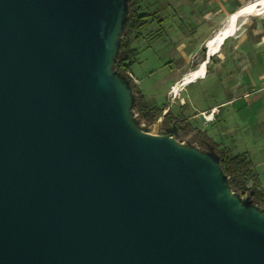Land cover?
Instances as JSON below:
<instances>
[{"label": "water", "instance_id": "water-1", "mask_svg": "<svg viewBox=\"0 0 264 264\" xmlns=\"http://www.w3.org/2000/svg\"><path fill=\"white\" fill-rule=\"evenodd\" d=\"M128 2L0 0V264H264L218 153L134 123Z\"/></svg>", "mask_w": 264, "mask_h": 264}, {"label": "rangeland", "instance_id": "rangeland-1", "mask_svg": "<svg viewBox=\"0 0 264 264\" xmlns=\"http://www.w3.org/2000/svg\"><path fill=\"white\" fill-rule=\"evenodd\" d=\"M140 2L142 13L147 15L146 26L140 31L139 38L132 40L131 46L138 54L126 75L134 90L142 94L149 105L163 109L170 106L175 114L183 113L181 119L185 118L179 128L173 129L163 121L166 108L151 121L136 112L132 117L134 123L145 132L172 134L178 143L203 152L217 154L225 146L234 153L246 152L256 164L255 171L264 187V163H259L264 160V14L240 17L239 29L208 63L207 84H200L199 88L197 84H191L174 97L171 93L173 84L201 66L208 48L203 47L190 55L193 50L184 46L185 36L195 27L180 16V9L190 5H186L187 1ZM180 68L186 71L182 72ZM244 74L249 79L253 76L252 83L244 82ZM228 80L236 81L233 90L237 108L230 113L222 108L223 111L208 123L201 116L191 117L226 98V94L220 93H229ZM207 115L211 118L212 112ZM237 195L246 201V195L240 192ZM259 208L264 211L263 205Z\"/></svg>", "mask_w": 264, "mask_h": 264}, {"label": "trees", "instance_id": "trees-1", "mask_svg": "<svg viewBox=\"0 0 264 264\" xmlns=\"http://www.w3.org/2000/svg\"><path fill=\"white\" fill-rule=\"evenodd\" d=\"M147 15L142 13V5L140 0H129L127 19L119 47V52L115 60V68L124 74L132 68L138 50L132 47V40L139 38L140 31L146 26ZM134 91L133 110L141 117L155 119L157 115L163 113L167 107L158 108L151 106L139 92ZM183 113L178 115L174 113L172 107L163 116L165 123H172L173 129L179 128L185 117L180 118ZM189 128V127H187ZM221 161V167L226 176H228L229 184L236 193L246 195L248 200L258 206H264V187L259 174L255 171L254 163L248 157L246 152L234 153L230 147H222L218 151Z\"/></svg>", "mask_w": 264, "mask_h": 264}, {"label": "crops", "instance_id": "crops-1", "mask_svg": "<svg viewBox=\"0 0 264 264\" xmlns=\"http://www.w3.org/2000/svg\"><path fill=\"white\" fill-rule=\"evenodd\" d=\"M182 1H187L186 5H188L189 3L190 4L189 6L191 7L188 6L181 8L180 16H182L184 19L186 18L188 24L189 23L195 24V27L192 30H189L188 35L185 36L187 42L184 46L191 48L193 52H190V55L191 53L192 55H194V53L198 52L199 49L203 47L207 48V40L210 37H212L217 32V30H219L225 24L228 16L232 12L236 11L240 6L244 5L245 3L251 0H182ZM219 50L208 58L207 57L208 49H207L206 54L205 56H203L202 60L205 62L207 61L209 63L212 57L217 53H219ZM190 60L191 58L188 56V62ZM180 69H181L180 71L182 72L186 71L185 68H180ZM206 69L208 70V65ZM207 70L205 76L198 77L197 80L190 82L185 87L190 86L191 84L194 83L198 85V88L201 87L200 84L206 85L207 81L205 78L207 76ZM261 76H256V77L262 78ZM242 78L244 79V82L246 81L247 83H252L253 76H250L249 79L248 75L244 74ZM227 82H228L229 93H226L225 91L220 93V94H226L227 95L226 98L217 101L215 104L210 106V108L199 110L197 114H194L191 117L193 118H198L199 116L202 117L201 114L203 111H211V109H213L214 111V117L218 116L221 113V111H223V109H226L225 111H228L229 113L230 111H234L237 108L235 104L237 97H236V93L233 90L236 87V83H235L236 81H233V83H231V80H228ZM246 85L247 84L245 83V86ZM185 87H182L179 90V92ZM205 87L206 86H204V88ZM179 92L177 94H173L172 92L171 93L172 96L176 97L179 94ZM169 108L170 106H168L166 110L168 111ZM259 163H264V160Z\"/></svg>", "mask_w": 264, "mask_h": 264}, {"label": "bare ground", "instance_id": "bare-ground-1", "mask_svg": "<svg viewBox=\"0 0 264 264\" xmlns=\"http://www.w3.org/2000/svg\"><path fill=\"white\" fill-rule=\"evenodd\" d=\"M239 12H241V14L240 16H237L239 15ZM250 14H264V0L249 1L229 15L228 19L226 20L225 26L217 30V32L207 40V48L210 56L215 54L222 47L223 43L228 37L236 33V31L239 29V18L242 16L245 17ZM225 36L227 37L225 38ZM222 40L223 42L221 43ZM207 65L208 62L206 63L205 61H203L198 69L187 73L182 79L177 80L171 87V92L173 94H177L182 87H185L190 82L197 80V78L200 76H205Z\"/></svg>", "mask_w": 264, "mask_h": 264}, {"label": "built area", "instance_id": "built-area-1", "mask_svg": "<svg viewBox=\"0 0 264 264\" xmlns=\"http://www.w3.org/2000/svg\"><path fill=\"white\" fill-rule=\"evenodd\" d=\"M210 112H212V117L211 118L209 117V115H207ZM202 115H203L202 118H203L204 122H206V123H208V122H210V121H212L214 119V111H213V109H211V111H203Z\"/></svg>", "mask_w": 264, "mask_h": 264}, {"label": "flooded vegetation", "instance_id": "flooded-vegetation-1", "mask_svg": "<svg viewBox=\"0 0 264 264\" xmlns=\"http://www.w3.org/2000/svg\"><path fill=\"white\" fill-rule=\"evenodd\" d=\"M168 124L173 125L172 123H168Z\"/></svg>", "mask_w": 264, "mask_h": 264}]
</instances>
